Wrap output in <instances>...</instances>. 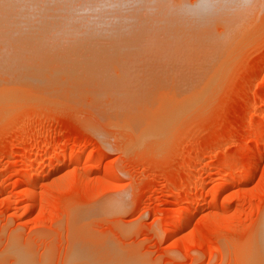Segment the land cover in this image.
Listing matches in <instances>:
<instances>
[{"label": "rangeland", "instance_id": "374dc122", "mask_svg": "<svg viewBox=\"0 0 264 264\" xmlns=\"http://www.w3.org/2000/svg\"><path fill=\"white\" fill-rule=\"evenodd\" d=\"M15 1L11 4H21ZM255 1L252 16L244 19L249 26L241 25L234 32V23L232 33L231 21L237 17L231 0L128 3L135 11L127 9L130 14H124L125 19L135 25L138 21L142 31L152 36L142 35L144 44L139 41L144 31L136 36L141 49L134 52L131 44L134 57L128 55L124 61L129 64L121 65L128 66L127 73L115 70L113 78V71L101 72L99 78L107 79V84L87 80L93 85L90 89L83 77H77L78 69L72 73L73 60L58 55L56 59L64 60L57 63L61 68L52 58L56 65L50 68L62 69L61 77L55 72V79L56 74L46 69L50 62L40 70L53 77L23 82L27 76L23 72H31V66L37 73L39 69L24 60L27 56H22L16 39L4 41L16 45L7 55L10 67L14 66L11 70L18 73L14 76L9 69L1 75L6 80L0 77V101L6 102L0 103V264H252L254 233L264 211V0ZM44 6L48 12L51 6L48 10ZM98 7L99 3L93 8ZM96 13L97 20L100 13ZM57 17L56 21L61 15ZM159 32L162 35L157 36ZM212 34L224 39L213 43V49L208 40ZM202 36L203 44L202 40L196 44ZM142 44L149 47L142 50ZM192 45L194 51H189ZM127 46L124 51L130 54ZM38 51L31 52L36 56ZM20 57H24L21 65L16 62H21ZM37 60L39 67L42 60ZM112 78L116 84L113 81L111 87ZM103 85H108L104 91ZM65 154L79 159L64 160ZM187 211L191 212L186 223L177 225Z\"/></svg>", "mask_w": 264, "mask_h": 264}, {"label": "bare ground", "instance_id": "6f19581e", "mask_svg": "<svg viewBox=\"0 0 264 264\" xmlns=\"http://www.w3.org/2000/svg\"><path fill=\"white\" fill-rule=\"evenodd\" d=\"M30 1V4L27 6V4L28 3H26V2H28V0L26 1V2H24V0H23V4L25 5L26 4V8H25V6L23 5V7L25 8V9H23V7L22 6H20V5H22V0H20V2H21V4L18 2V4H19V6L21 7V9H22V12H23V10H24V16H22L21 17V9L19 10V6H18V4L16 5L15 3L13 4H11V2H16L15 0H7V1H3V0H0V42L2 43H0V77H1V75H3V73L4 74H6L5 72L8 70L9 71V69H10V71L12 72V71H14V70H11L12 69V67H14V66H12V67H10L11 65H9V63H10V61H9V57H8V55H9V53H11V49L13 48V47H16V45H18L17 47H21L22 48V50H23V52H22V56H25V54H26V59H24V57L22 58V57H20V59L22 58V60H21V62H18V61H16L18 64H20L21 65V63H22V61H26V62H31V63H33L34 65H35V67H37V68H35L36 69V71L39 69V72L37 73V72H35L33 69L34 68H32V66H31V68L29 69L31 72H28V71H26L27 69H26V66L27 65H29V64H26V66L25 65H23L24 64V62H23V64H22V66H21V68H23V69H25V71H26V73H24L23 72V70L22 71H19V73H22L23 72V74H24V76L25 75H27V76H23L24 78H23V82H25L24 81V79L26 78H28L27 80H30V82H32V83H36L35 81H40V80H42L43 79V77L44 76H49V77H44V79H48V78H51V77H53V75H55L56 73L55 72H57L56 71V69L57 68H55L54 69V65H56L57 63H58V58L56 59V57H58V56H61L60 58L62 59H65L66 57L67 58H70V59H72L73 61L71 62H69L70 64H69V66L71 65V67H75L74 69H75V71L73 72V70H72V73H75L76 71H77V69L79 70V71H77L78 72V74L81 72V74L80 75H78L77 73V77L80 79V78H82L83 77V81L85 80V82L88 80L89 82L90 81H92L93 82V85H94V83L96 84V83H100V81L105 85V84H107V82H108V80L107 79H103V78H99V76H101V74L102 73H105V71H106V73L107 72H109V71H113L112 73L113 74H111V73H107L108 75L109 74H111L112 75V77L114 78V76L116 75L115 73H116V71L115 70H118V71H120V72H122V71H124L123 69H125V67L127 68L128 66H126V65H128L129 64V62L127 63L126 61H124V59L125 58H127L128 57V55H129V57L130 58H132V57H134V56H132V54H133V48L135 49L134 50V52H138V51H140V49H141V44L140 45H136V44H138V42L139 41H141L142 39H143V41L145 40L144 38L145 37H143V36H148L149 37V35L147 34V32H145L144 30V32L142 31V28H144V27H141V25L139 26L138 25V21H136L137 23H136V25L134 24V23H132V21L131 20H129V19H127V16H128V14H130V11H129V13L127 12L128 10H131V7H127L128 6V3H129V5H130V3L132 2V1H134V0H131V1H128L127 0V2L125 1L124 2V0H113L114 2V4H113V7H117V6H119L118 8H116L115 10H113L112 11V9H114L112 6H109V3L108 2H110V3H112L111 1L112 0H110V1H106V0H104V2H102V0H99V2L98 1H96V0H94L93 2L92 1H87V2H85V4L84 3H81V4H83L82 6H81V4H80V2L82 1H76V3L75 2H70V4L68 3V1H73V0H61V1H65L64 3L62 2V5L65 7V8H63V6L62 5H60L61 7H62V10H60L59 9V2H60V0H58L59 2L57 3L56 2V0H34V2H32V0H29ZM38 1V3H36ZM39 1H40V3H39ZM41 1H42V3H41ZM47 1V2H46ZM84 1V0H83ZM86 1V0H85ZM97 2V4H95L94 2ZM100 1H101V3H100ZM120 1H123L124 3H123V5H119V4H117V3H119ZM232 1V5H230V6H232L231 8L234 10V15H232V16H234V17H237V18H235V20L234 19H232V26L230 27L231 29H230V32L232 33V31H233V25H234V23H235V26H234V32H236V29H238V30H240V28H241V25L242 26H245L246 25V23H248V21H244V19H245V17H246V15H248V16H250L251 14H253V11H255L254 9H255V7L257 6V4H256V2L257 1H255V0H231ZM49 2V3H48ZM52 2H54V6H53V4H52ZM253 3L252 5L254 6V7H252V5H251V3ZM17 3V2H16ZM31 3H32V5H34V7L35 8H33V6L31 5ZM44 3H46L45 5L47 6H44L43 4ZM67 3V4H66ZM75 3V4H74ZM79 3V4H78ZM98 3H99V6L100 7H98L99 9L96 11V9H94L93 7H97V5H98ZM104 5H103V4ZM107 3V4H106ZM39 4V5H38ZM42 6H41V5ZM58 4V5H57ZM66 4V5H65ZM90 4H91V6L92 7H90ZM92 4H95V6H93ZM120 4H122L121 2H120ZM127 4V5H126ZM134 4V3H133ZM256 4V5H255ZM55 5H57L58 6V8H56L57 6H55ZM74 6V8L72 7V6ZM81 6V8L79 9V7ZM126 5V6H125ZM136 5V4H135ZM249 5L251 6V8L249 7ZM32 7V9H30L31 7ZM43 6L45 7V9H47L48 7H50V9H49V13H50V15H51V17H50V15H48L47 13L48 12H45L44 11V8H43ZM53 6V7H52ZM68 6V7H67ZM79 6V7H78ZM90 7L89 9H87V7ZM123 6L124 7H127V8H123ZM137 6V5H136ZM13 7L15 8V9H13ZM28 7V8H27ZM30 7V8H29ZM38 7V9H36ZM55 7V9H54V11H57V13H55L54 11H53V8ZM60 7V8H61ZM67 7V8H66ZM112 7V8H111ZM122 7V8H121ZM250 8L249 10H248V8ZM8 8H11V9H9L8 10ZM39 8H43L42 10L41 9H39ZM69 8V9H68ZM73 8V9H72ZM75 8H77V9H75ZM84 8H86L87 9V11H86V9H84ZM103 8H105V10L106 9H110L109 11H107V12H105L104 10H103ZM140 7H138V9H139ZM18 9V10H17ZM28 9V10H27ZM35 9V10H34ZM47 9V10H48ZM68 9V10H67ZM93 9H94V12L98 15L99 13H100V15H99V17H97V20H96V15H95V13L93 14ZM101 9V10H100ZM121 9H123V10H125L126 9V13L125 12H123V10H121ZM128 9V10H127ZM134 9V8H133ZM131 10V13H133V11H135V9L134 10ZM137 9V10H138ZM257 9V8H256ZM11 10V11H10ZM25 10H27V11H25ZM34 10V12H32V11ZM39 10H41V12H39ZM59 10V11H58ZM64 10V11H63ZM65 10H66V12H65ZM72 10V11H71ZM73 10H75V11H73ZM84 10V11H83ZM90 10V11H89ZM140 10V9H139ZM17 11H19V12H17ZM30 11V12H29ZM37 11L39 12L38 14H37ZM61 11V12H60ZM68 11V12H67ZM83 11V12H82ZM85 11H86V13H85ZM103 11V12H102ZM116 11V12H115ZM143 11V10H142ZM36 12V13H35ZM43 12V13H42ZM45 12V13H44ZM62 12L63 13H66V14H62ZM76 14H75V13ZM78 12V13H77ZM105 12V13H104ZM118 12V13H117ZM138 12V11H137ZM232 12V11H231ZM28 14V18L29 17H32V16H36V17H33V19L32 18H30V19H28L27 18V16H26V14ZM34 13V14H33ZM54 13L55 14H58V15H54ZM72 13H74V18L71 16L70 17V15L72 14ZM106 13H108L109 14V16L108 15H105ZM111 13V14H110ZM135 14H136V12H134ZM140 13H141V15H142V13L143 12H141V10H140ZM245 14V16H244V18L241 20V17H240V15L241 14ZM20 14V15H19ZM39 14H41V16L39 15ZM61 15V18L60 19H58V21H56V17L54 18V16H58L57 18H59L60 17V15ZM80 14H81V16H80ZM89 14H90V16H89ZM112 14H113V16H112ZM115 14V15H114ZM119 14V15H118ZM121 14V15H120ZM124 14H127V16H126V19H125V15ZM138 14H139V12H138ZM22 15H23V13H22ZM30 15V16H29ZM52 15H53V17H52ZM73 15V14H72ZM78 15H79V17H78ZM85 17H84V16ZM92 15H94V16H92ZM103 15V16H102ZM39 16V17H38ZM44 16H46V20H44L45 19V17ZM69 16V18H66V20L64 19V17H68ZM102 16V18L104 19H102L101 18V20H100V17ZM116 16L118 17V18H116ZM121 16H123V17H121ZM132 16V15H131ZM252 16V15H251ZM250 16V17H251ZM39 18V19H36V18ZM63 17V18H62ZM84 17V18H83ZM106 17V18H105ZM111 18V20L113 21V22H111V20H110V18ZM120 17V18H119ZM130 17V16H129ZM138 16H136V18H137ZM41 18H43V19H41ZM51 19V21H50V19ZM71 18H73V19H71ZM75 18L77 19V21L75 22ZM83 18V19H82ZM94 20H93V19ZM116 18V19H115ZM124 19V21L123 20H120V19ZM136 18H134V19H136ZM65 20V21H63V20ZM83 21H82V20ZM86 19V20H85ZM89 21H88V20ZM110 20V21H107V20ZM117 19H119V20H117ZM133 19V18H132ZM133 19V20H134ZM141 19V18H140ZM139 19V20H140ZM153 19V18H152ZM246 19H247V17H246ZM41 20H43V21H41ZM49 20V21H48ZM53 20H55V21H53ZM70 20V22H68ZM74 20V21H73ZM154 20H155V18H154ZM157 20V19H156ZM227 20V19H226ZM248 20V19H247ZM250 21H251V18L249 19ZM47 21V22H46ZM67 21V22H66ZM123 21V22H122ZM126 21V22H125ZM128 21V22H127ZM129 21H131V22H129ZM121 22V23H120ZM135 22V21H134ZM154 22V21H153ZM161 22V21H160ZM227 22V21H226ZM243 22H245V23H243ZM122 23H124V26H123V24ZM141 23H143V21L141 22ZM149 22H147V24H148ZM150 23H152V21L150 22ZM158 23V22H157ZM169 23V25L171 26V24H170V22H168ZM250 23V22H249ZM99 24V25H98ZM129 24L131 25V24H134V27L132 26L131 27V29L129 28L130 26H129ZM144 24H145V22H144ZM162 24V23H161ZM228 24H230L229 22H228ZM122 26V28L124 29V27L126 28L125 29V31L124 30H122V28H120L121 26ZM128 27H127V26ZM155 25H157L156 23H155ZM155 25H154V27H155ZM187 25V24H186ZM223 25V24H222ZM248 25V24H247ZM247 25H246V27H247ZM44 26L46 27V29H44ZM48 26V27H47ZM138 26V28H136ZM150 26V25H149ZM224 26V25H223ZM249 26V25H248ZM147 27V26H146ZM161 28H162V26H160ZM163 27H165L164 25H163ZM167 27H168V25H167ZM140 28H141V30H140ZM170 28V27H169ZM224 28H225V26H224ZM227 28H228V26H227ZM227 28H226V30H227ZM243 28V27H242ZM44 29V30H43ZM128 29V30H127ZM132 29H134V31H135V29H136V34H134L133 35V30ZM166 29V28H165ZM245 29V28H244ZM43 30V31H42ZM132 30V32H130V31ZM152 30H154L153 28H152ZM161 30V29H160ZM162 30H164V28L162 29ZM172 30V29H171ZM222 30H224V32L226 31L225 29H223V27H222ZM243 30V29H242ZM47 31V32H46ZM124 31V32H123ZM128 31V32H127ZM139 31V32H138ZM158 30L157 29H155V32H157ZM228 31H229V28H228ZM43 32V33H42ZM45 32V33H44ZM123 32V33H122ZM141 32H143V34H140L139 35V33H141ZM150 32V31H149ZM219 32H222V31H220L219 30ZM224 32H222V35L221 36H223V35H225V33ZM227 32V31H226ZM239 32V31H238ZM47 33V34H46ZM129 33H131V35L129 34ZM135 33V32H134ZM146 35H145V34ZM162 33V32H161ZM160 32L159 33H155V34H157V36H159L160 34H161ZM230 33V34H231ZM240 33V32H239ZM56 35V37H54V35ZM120 34H122L121 36H120ZM127 34H129V35H127ZM154 34V33H153ZM159 34V35H158ZM168 34H169V32H168ZM168 34H166V36L168 35ZM234 34L235 33H233V36H234ZM237 34V33H236ZM52 35V36H51ZM135 37H133V36ZM162 35V34H161ZM208 35V34H207ZM206 35V36H207ZM213 36L215 35V34H212ZM227 35V34H226ZM41 36H43V37H41ZM50 36V37H49ZM120 36V37H119ZM126 36H128L129 38H127ZM133 37V40H132V37ZM139 36V37H141V39L140 38H138V39H140L139 41H138V39H137V37ZM150 36H152V34L150 35ZM155 36V35H154ZM166 36H164V37H166ZM205 36V35H204ZM232 36V35H231ZM40 37V38H39ZM49 37V38H48ZM53 37V38H52ZM123 37H126L128 40H129V42L128 43H125V41H128L127 39H125V38H123ZM169 37V36H168ZM215 37H217V36H214V37H212L213 39L211 40V39H208L209 40V42L210 41H212V43H209V44H211L210 46L212 47V49L213 48H215V47H213L214 46V44L213 43H215V42H217V41H219L218 43H222L223 42V40L224 39H219V37H217V39L216 40H214L215 39ZM230 37V36H229ZM17 38H22V39H17ZM44 38H45V40H44ZM48 38V39H47ZM55 38V42L54 41H52L51 39H54ZM122 38V39H121ZM131 38V39H130ZM147 38V37H146ZM155 38V37H154ZM153 38V39H154ZM160 38V37H159ZM158 38V40H161V39H159ZM161 38H163V36L161 37ZM193 38H195V37H193ZM203 38H205V37H203L202 36V39H200L199 41L198 40H196V39H198V36H197V38L195 39L196 40V44H198V42H201V40H202V44H203ZM9 39H16V42L14 41V43H16V45L15 44H9V43H6V45H5V40H9ZM41 40V39H43L44 41H43V43H42V41H38V40ZM59 39V40H58ZM125 39V41L124 42H122L121 40H124ZM134 39H135V41L137 42H135L134 41ZM137 39V40H136ZM166 39H168L167 37H166ZM166 39H165V41H166ZM183 39V38H182ZM18 40V41H17ZM23 40V41H22ZM34 40H36V41H34ZM47 40V41H46ZM49 40H51V41H49ZM58 40V41H57ZM117 40H119V41H117ZM193 40V39H192ZM195 40H193V42H191V43H195L194 41ZM207 40V41H208ZM4 43H3V42ZM10 41V40H9ZM23 43H22V42ZM38 41V42H37ZM110 41H111V43H110ZM113 41V42H112ZM116 41V42H115ZM120 41H121V45H123V43H124V48H126V45H128L127 46V48L129 49L128 51L130 52L131 50V52H130V54L128 53L127 54V49L124 51V48H123V46H121L120 45ZM131 41H133V42H131ZM154 41V40H153ZM157 41V40H156ZM155 41V42H156ZM162 41V40H161ZM164 41V40H163ZM186 41V40H185ZM191 41V40H190ZM206 41V40H205ZM13 42V41H12ZM18 42H20V44L18 43ZM35 42V43H34ZM44 42H46V43H44ZM51 42H52V44H51ZM117 42H119L118 44H119V48H118V44H116ZM134 42H135V47H134ZM142 42V41H141ZM141 42H139V43H141ZM144 42H146V41H144ZM144 42H142L143 44H144ZM149 42V41H148ZM173 42H174V39H173ZM21 43H22V45H21ZM28 43H31V44H28ZM44 45V46H42V48L41 47H37V46H34V45H39V46H41L42 44ZM54 43V44H53ZM115 43V47L114 46H112L113 44ZM130 43V44H129ZM133 43V48L130 50V46H131V44ZM147 43V42H146ZM157 43V42H156ZM171 43H172V41H171ZM187 43H189V41L187 42ZM191 43L189 44V45H191ZM218 43H216L215 44V46L218 44ZM46 44H47V46H46ZM112 44V45H111ZM142 44V45H143ZM161 44V43H160ZM184 44H185V42H184ZM196 44H195V49H196ZM148 45V44H147ZM146 45V46H147ZM150 45V44H149ZM166 45V44H165ZM140 47V48H138V47ZM146 46H144L143 45V47H142V50H143V48H146ZM151 46V45H150ZM152 46H153V44H152ZM157 46V45H156ZM186 46V45H185ZM210 46H209V48H210ZM218 46V45H217ZM220 46V45H219ZM43 47H45L46 49H43ZM122 47V48H121ZM147 47H149V46H147ZM155 47V46H154ZM165 47V46H164ZM183 47H184V45H183ZM193 45H192V47H190V50L189 51H191V49L193 50ZM197 47H199V46H197ZM203 47V46H202ZM207 47V46H206ZM41 48V49H40ZM115 48V49H114ZM117 48V49H116ZM139 50H138V49ZM158 48V47H157ZM179 48V47H178ZM200 48H201V46H200ZM204 48H205V46H204ZM208 48V49H209ZM8 50V52H7V50ZM34 49V50H33ZM40 49V51H38ZM183 49V48H182ZM185 49H186V47H185ZM188 49V48H187ZM41 50H43V51H41ZM122 50V51H121ZM144 50H146L147 51V49H144ZM149 50V49H148ZM4 51V53H3V55H2V53L1 52H3ZM34 53V52H36V51H38L37 53H36V56H34V54L32 53V52ZM125 52V54L124 53H122V52ZM194 51V50H193ZM192 51V52H193ZM31 52V53H30ZM52 52H53V55H54V57L56 56V55H58V56H56L55 58L53 57V55H52ZM143 52H145V51H143ZM148 52V51H147ZM162 52V51H161ZM196 52V51H195ZM200 52H201V50H200ZM49 53L51 54V55H49ZM58 53V54H57ZM140 53V52H139ZM8 54V55H7ZM43 55V57H44V59L43 58H37V56H39V55ZM44 54H45V56H44ZM136 53H134V55H135ZM199 54V53H198ZM46 55H48L47 56V59H48V62H47V60H46ZM124 55H126L125 57H124ZM179 55V54H178ZM32 56H33V58L35 59V57H36V59L34 60L33 58H32ZM52 56V57H51ZM179 56H181V54L179 55ZM8 57V58H7ZM32 59H31V58ZM30 58V60H27V59H29ZM53 60H57V62H56V64H54L53 62H51L52 61V59ZM109 58H110V61L109 62H107L108 60H109ZM114 58H117V59H114ZM156 58V57H155ZM188 58V57H187ZM198 58V57H197ZM24 59V60H23ZM37 59H39V62L43 59V60H46V61H41V63H40V65H39V67H38V62H36V60ZM60 59V61H62L61 63H59V64H63V61L64 60H61ZM69 59V60H70ZM113 59V60H112ZM136 59V58H135ZM141 59V58H140ZM19 60V59H18ZM34 60V61H33ZM50 60V61H49ZM67 60V59H66ZM69 60H67V61H69ZM132 60V59H131ZM38 61V60H37ZM59 61V62H60ZM67 61H65V62H67ZM123 61L126 63V65H125V67L123 68L121 65L123 64ZM129 61V60H128ZM133 61V60H132ZM151 61V60H150ZM158 61V60H157ZM43 62H45L44 64H43ZM51 62V64L49 65V66H47V64L46 63H50ZM75 64H74V63ZM52 63L54 64L53 66H52V70H51V65H52ZM121 63V64H120ZM124 63V64H125ZM65 64V63H64ZM67 65H68V63H66ZM65 64V65H66ZM75 65V66H73V65ZM134 64V63H133ZM160 64V61H159V63H158V65ZM194 64V63H193ZM14 65V64H13ZM44 66V67H46V69L49 71V73H50V70H51V73L50 74H53V75H51V77H50V74L48 75V74H46V73H48V71H46V69H45V72L44 71H42V70H40V69H42V66ZM58 65V64H57ZM65 65L63 66V70L65 69L64 67H65ZM151 65V64H150ZM24 66V67H23ZM40 66H41V68H40ZM59 66V68H61V66L60 65H58ZM121 66V69L119 68L118 69V67H120ZM135 66V65H134ZM134 66H133V68H134ZM140 66H142V65H140ZM144 66H145V64H144ZM149 66V65H148ZM30 67V65L28 66V68ZM34 67V66H33ZM44 67H43V70H44ZM57 67V66H56ZM68 67V66H67ZM131 67V66H130ZM137 67V66H136ZM157 67V66H156ZM59 68L57 69L58 71H59ZM72 68V69H73ZM142 68V67H141ZM158 68H160V67H157L156 68V70L158 69ZM83 69V71H81ZM155 69V68H154ZM195 69V68H194ZM19 70V69H18ZM32 70H33V72H32ZM53 70H55L54 72H53ZM62 69H60V72H57V74L61 77V74H62V72L63 71H61ZM98 70H100V75H99V73H98ZM102 70V71H101ZM122 70V71H121ZM127 70H128V68H127ZM159 70V69H158ZM161 70H162V68H161ZM71 71V70H70ZM97 71V74H98V77L96 76L95 77V72ZM132 70L130 69L128 72H131ZM134 71H136V69H134ZM146 71V70H145ZM144 71V72H145ZM172 71V70H171ZM16 74L14 75V76H16L17 75V70L16 71H14ZM28 72V73H27ZM42 72H44L43 73V75H42ZM102 72V73H101ZM124 72H126V69H125V71ZM124 72H123V75H124ZM133 72V71H132ZM144 72H142V74H144ZM36 73V74H35ZM64 73V72H63ZM68 73V72H67ZM83 73V74H82ZM127 73V72H126ZM151 73H152V71H151ZM57 74L55 75V79L57 78ZM84 74H85V76H84ZM90 74V75H89ZM96 74V75H97ZM106 74V75H107ZM120 74V73H119ZM150 74V73H149ZM158 74H159V72H158ZM164 74H166V73H164ZM19 75V74H18ZM22 74H20V76H21ZM70 75V74H69ZM123 75H122V77H123ZM8 76V75H7ZM9 76H10V74H9ZM20 76H18V77H20ZM79 76H81V77H79ZM104 76H105V74H104ZM143 76V75H142ZM150 76H151V74H150ZM157 76V75H156ZM163 76V75H162ZM165 76V75H164ZM3 78H4V80H6L5 79V76H2ZM2 77H1V80H3L2 79ZM107 76H105L104 78H106ZM110 77V76H109ZM108 77V78H109ZM117 77H119V75L117 76ZM117 77H115V79H117ZM120 77H121V75H120ZM140 77V76H139ZM12 78V77H11ZM78 79V78H76V77H73V79ZM112 78V82H109V86H111L110 85V83L111 84H113V81H114V79ZM126 78V76L125 77H123L122 79H125ZM161 78V77H160ZM160 78L158 79V80H160ZM20 79V78H19ZM19 79H18V81H19ZM74 79V80H75ZM122 79H120L121 81H122ZM139 79V78H138ZM3 80V81H4ZM21 80H22V78H21ZM111 80V79H110ZM119 80V79H118ZM127 80V79H126ZM147 80H148V78H147ZM156 80V79H155ZM154 80V81H155ZM81 81V80H80ZM82 81V82H83ZM87 81V83H85V84H87L88 85V82ZM138 81V80H137ZM137 81H136V83H137ZM157 81V80H156ZM162 81V80H161ZM21 82V81H20ZM125 84H126V82H125V80L123 81ZM128 82H129V80H128ZM127 82V83H128ZM143 82V81H142ZM167 82V81H166ZM165 82V83H166ZM77 83H80L79 81L77 82ZM124 83H122V84H124ZM131 83V82H130ZM168 83V82H167ZM92 84V83H91ZM90 83H89V86H87L86 85V87H89V89H90V86H93V85H91ZM114 84H116V82L114 81ZM119 84H121L120 83V81H119ZM124 84V85H125ZM129 84V83H128ZM157 84H159V83H157ZM163 84H164V82H163ZM168 84H170V83H168ZM167 84V85H168ZM176 84V83H175ZM178 84V83H177ZM1 85V84H0ZM3 85V84H2ZM10 85H13V84H11L10 83ZM101 85V84H100ZM103 85V91H104V88H106V86H108V85H106V86H104ZM155 85V84H154ZM160 85V84H159ZM166 85V86H167ZM7 86V85H6ZM79 86V85H78ZM118 86V85H117ZM116 86V87H117ZM132 86V85H131ZM149 86V85H148ZM9 87V86H8ZM112 87V86H111ZM119 87V86H118ZM123 87V86H122ZM121 87V88H122ZM134 87V86H133ZM138 87V86H137ZM136 87V88H137ZM143 87V86H142ZM2 88V87H1ZM84 88V87H83ZM108 88V87H107ZM115 87L113 86V89H114ZM120 88V87H119ZM6 89V88H5ZM4 89V90H5ZM141 89H143V88H141ZM163 89V88H162ZM8 90V89H7ZM7 90H5V94H6V91ZM85 90H86V88H85ZM130 90V89H129ZM138 90V89H137ZM164 90V89H163ZM18 91V90H17ZM102 91V92H103ZM112 91V90H111ZM126 91V90H125ZM132 91V90H131ZM134 92H135V90H133ZM9 92H10V90H9ZM147 93V92H146ZM2 94V93H1ZM130 94V93H129ZM137 94V93H136ZM7 95V94H6ZM132 95V94H131ZM141 95V94H140ZM147 95V94H146ZM2 97V96H1ZM4 97H5V95H4ZM3 98V97H2ZM10 98V97H9ZM159 98V97H158ZM5 99V98H4ZM34 99V98H33ZM136 100V99H135ZM1 102H5L4 100L3 101H0V103ZM6 103V102H5ZM162 103V102H161ZM130 104V103H129ZM4 104H2V106H3ZM119 107V106H118ZM117 107V108H118ZM121 107H122V105H121ZM124 107V106H123ZM134 107V106H133ZM128 109V108H127ZM130 110V109H129ZM131 111H132V108H131ZM130 111V112H131ZM120 112V111H119ZM127 113V112H126ZM127 116V115H126ZM134 130V129H133ZM131 132V131H130ZM138 134V133H137ZM57 154V153H56ZM62 157V156H61ZM63 158H64V160L65 159H76L77 160V158H78V156L77 155H69V154H65V155H63ZM62 158V159H63ZM79 159V158H78ZM62 162H63V160H62ZM56 164V163H55ZM58 164V163H57ZM26 165V164H25ZM57 166V165H56ZM251 168V167H250ZM250 171V170H249ZM248 172V171H247ZM249 174V173H248ZM244 176H245V174H244ZM246 176H248V175H246ZM28 177V176H27ZM31 177V176H30ZM30 177H29V179H30ZM242 177H243V175H242ZM246 178V177H245ZM238 180V179H237ZM186 211V210H185ZM190 212L191 211H187L186 212V214L184 215V216H182L181 217V219H180V221L177 223V225H183L184 223H186V221H187V219L189 218V215H190ZM172 233V232H171ZM254 235H255V241H254V243H253V248H252V256H253V259H252V264H264V211L262 212V217H261V221H260V223H259V225L256 227V230H255V233H254ZM252 239V238H251ZM250 241V240H249ZM248 241V242H249ZM250 248H251V246H250ZM249 248V249H250ZM14 249V248H13ZM249 254V253H248ZM242 257V256H241ZM244 257V256H243ZM249 258H252V257H249Z\"/></svg>", "mask_w": 264, "mask_h": 264}]
</instances>
